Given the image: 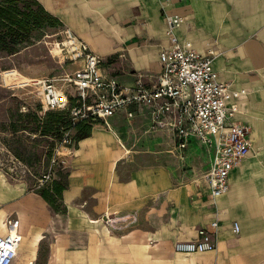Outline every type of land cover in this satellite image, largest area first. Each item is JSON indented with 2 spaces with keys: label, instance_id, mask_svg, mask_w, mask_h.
<instances>
[{
  "label": "crops",
  "instance_id": "obj_1",
  "mask_svg": "<svg viewBox=\"0 0 264 264\" xmlns=\"http://www.w3.org/2000/svg\"><path fill=\"white\" fill-rule=\"evenodd\" d=\"M37 1L103 58L127 51L137 73L114 76L105 59L103 69L128 85L139 76L146 83L156 80L158 54L168 45L161 9L179 15V39L201 52L213 48L218 79L230 83V90H244L225 99L250 125L251 149L231 171L228 190L212 200L203 177L211 153L203 145L206 168L196 184L181 181L171 161L130 170L122 179L129 149L111 122L141 116L177 146L175 136L167 126L152 125L145 105L133 117L121 112L99 121L72 149L63 204H49L0 171V234L8 217L18 220L21 233L11 264H264V0ZM214 220L213 250H174L177 241L197 239L201 227L212 232Z\"/></svg>",
  "mask_w": 264,
  "mask_h": 264
},
{
  "label": "built area",
  "instance_id": "obj_2",
  "mask_svg": "<svg viewBox=\"0 0 264 264\" xmlns=\"http://www.w3.org/2000/svg\"><path fill=\"white\" fill-rule=\"evenodd\" d=\"M179 15H165L168 45L158 54L159 71L156 80L146 83L139 76L134 84L119 82L103 69L104 58L93 52L71 29L63 28L54 43L61 66L68 65L56 76L26 77L15 81L14 68L2 71V84L7 88H31L45 110H66L73 125L79 122L107 123L117 113L133 117L141 105L149 108L153 126L171 128L178 146L195 139L211 153L208 170L203 177L208 197L216 199L229 188L231 171L251 149L250 125L237 118L236 104H227L228 92L234 98L244 92L230 90V83L220 81L213 67L217 52L207 48L196 50L190 41L180 40L175 32ZM50 171L40 179V185L50 179ZM111 222V219L105 215ZM6 232L0 234V264H11L21 242L18 220H5ZM198 230L195 240L177 241L174 250L184 253L203 252L215 248L214 220ZM238 232L239 225L233 223Z\"/></svg>",
  "mask_w": 264,
  "mask_h": 264
},
{
  "label": "rangeland",
  "instance_id": "obj_3",
  "mask_svg": "<svg viewBox=\"0 0 264 264\" xmlns=\"http://www.w3.org/2000/svg\"><path fill=\"white\" fill-rule=\"evenodd\" d=\"M0 8L17 15L13 22L5 20L0 24V171L28 190L51 192L55 184L66 186L73 147L89 133L87 126L91 128L99 122L75 126L66 111L42 108L31 88L3 86L2 71L7 69L14 68L23 77H51L69 66H61L53 55L54 43L65 26L50 17L37 0H0ZM22 12L30 15L29 26L21 23L25 18ZM165 15L161 9L164 21ZM140 23L147 24L144 20ZM104 59L105 70L114 76L130 78L137 73L127 51L104 55ZM151 68L155 69V65ZM111 123L129 149L120 178H126L130 170L171 161L181 181L196 184L202 179L207 160L204 148L196 140H189L181 148L175 146L173 136L153 128L141 116ZM49 171L50 179L40 185L41 177ZM61 204L60 193L55 205Z\"/></svg>",
  "mask_w": 264,
  "mask_h": 264
},
{
  "label": "trees",
  "instance_id": "obj_4",
  "mask_svg": "<svg viewBox=\"0 0 264 264\" xmlns=\"http://www.w3.org/2000/svg\"><path fill=\"white\" fill-rule=\"evenodd\" d=\"M21 16L25 17L24 19H22V22L25 26H29L30 25V15L26 14L24 12L21 13ZM17 17V15L15 13L10 12L7 9H1L0 8V24H3V21H10L13 22V19L15 20ZM50 17H52L54 20H56L57 22H60L59 19L53 15L50 14ZM61 23V22H60ZM61 111H66V110H61ZM67 112V111H66ZM68 114V112H67ZM80 124H89L88 122H79L76 125H80ZM87 130L90 131V126H87ZM86 135V134H85ZM84 136V135H83ZM82 137V136H81ZM65 186H63L62 184H55L52 188H51V192L48 189H44L41 192V195L43 196V198L51 205L55 204V198L58 197L62 191V189Z\"/></svg>",
  "mask_w": 264,
  "mask_h": 264
},
{
  "label": "bare ground",
  "instance_id": "obj_5",
  "mask_svg": "<svg viewBox=\"0 0 264 264\" xmlns=\"http://www.w3.org/2000/svg\"><path fill=\"white\" fill-rule=\"evenodd\" d=\"M54 49V48H53ZM15 80H16V83L19 84L23 81H26L27 78L26 77H23L19 72L18 70L15 72V76H14Z\"/></svg>",
  "mask_w": 264,
  "mask_h": 264
}]
</instances>
